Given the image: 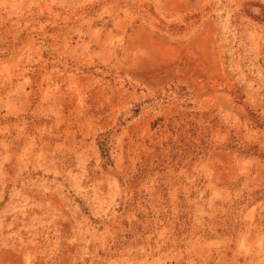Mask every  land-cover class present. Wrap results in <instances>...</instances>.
<instances>
[{
	"label": "rangeland",
	"instance_id": "374dc122",
	"mask_svg": "<svg viewBox=\"0 0 264 264\" xmlns=\"http://www.w3.org/2000/svg\"><path fill=\"white\" fill-rule=\"evenodd\" d=\"M0 264H264V0H0Z\"/></svg>",
	"mask_w": 264,
	"mask_h": 264
}]
</instances>
